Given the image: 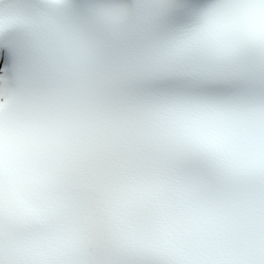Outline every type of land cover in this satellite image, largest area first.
<instances>
[{
  "label": "snow or ice",
  "instance_id": "6c2138e0",
  "mask_svg": "<svg viewBox=\"0 0 264 264\" xmlns=\"http://www.w3.org/2000/svg\"><path fill=\"white\" fill-rule=\"evenodd\" d=\"M0 264H264V0H0Z\"/></svg>",
  "mask_w": 264,
  "mask_h": 264
}]
</instances>
